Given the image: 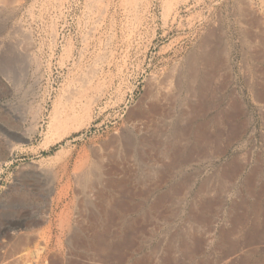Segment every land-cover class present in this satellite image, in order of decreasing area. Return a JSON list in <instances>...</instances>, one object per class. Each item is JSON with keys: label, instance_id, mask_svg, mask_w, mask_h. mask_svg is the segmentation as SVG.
I'll return each instance as SVG.
<instances>
[{"label": "rangeland", "instance_id": "374dc122", "mask_svg": "<svg viewBox=\"0 0 264 264\" xmlns=\"http://www.w3.org/2000/svg\"><path fill=\"white\" fill-rule=\"evenodd\" d=\"M247 2L0 0V264H264V1ZM72 147L113 156L119 183L92 190L88 167L69 185Z\"/></svg>", "mask_w": 264, "mask_h": 264}, {"label": "bare ground", "instance_id": "6f19581e", "mask_svg": "<svg viewBox=\"0 0 264 264\" xmlns=\"http://www.w3.org/2000/svg\"><path fill=\"white\" fill-rule=\"evenodd\" d=\"M248 2V4L250 3V5H251V3L253 2V0H247ZM264 1V0H263ZM9 2V1H8ZM242 3H244V2H242ZM246 3V2H245ZM254 3V2H253ZM253 3H252V5H253ZM263 3V2H262ZM261 3V4H262ZM239 5H240V3H239ZM251 5V6H252ZM260 5V4H259ZM242 6V5H241ZM244 6V5H243ZM245 6H247V5H245ZM254 6H255V4H254ZM249 7V6H248ZM234 8V7H233ZM239 8V7H238ZM246 9H247V7H245ZM254 8V7H253ZM236 9V8H235ZM239 10V9H238ZM242 10V9H241ZM252 10V9H251ZM261 10V9H260ZM240 11V10H239ZM243 11H245V10H243ZM249 11V10H248ZM258 12V11H257ZM240 13V12H239ZM246 14V13H245ZM250 14V13H249ZM260 14V13H259ZM258 15V14H257ZM256 15V16H257ZM263 15V14H262ZM245 16V15H244ZM254 16V15H253ZM242 17V16H241ZM249 18V17H248ZM252 18V17H251ZM254 18V17H253ZM256 18V17H255ZM261 18V17H260ZM260 18H258V19H260ZM243 19V18H242ZM244 21V20H243ZM252 21H253V19H252ZM246 22V21H245ZM257 22V24L259 23L258 21H256ZM264 23V22H263ZM249 24V23H248ZM250 24H251V21H250ZM249 24V25H250ZM261 27V26H260ZM101 45V44H100ZM257 47V46H256ZM15 52V51H14ZM193 63V62H192ZM191 64V63H190ZM191 73H192V70H191ZM188 75V74H187ZM198 75V74H197ZM191 76H193V74L191 75ZM195 77V76H194ZM187 79H188V77H187ZM192 79H194V78H192ZM87 80V79H86ZM191 81V80H190ZM203 84V83H202ZM188 86H187V88H192V84L190 83H188L187 84ZM204 85V84H203ZM205 86V85H204ZM203 86V87H204ZM162 88V87H161ZM160 88V90L162 91V89ZM196 88V87H195ZM202 88V87H201ZM206 88V87H205ZM149 89V88H148ZM192 90V89H191ZM198 90V89H197ZM196 90V92H198ZM151 91H152V89H151ZM164 91H166V90H164ZM191 93H192V91H190ZM194 92H195V90H194ZM150 95V94H149ZM157 95V94H156ZM192 95H193V93H192ZM159 96V95H158ZM169 96V95H168ZM172 97V96H171ZM69 98V97H68ZM152 99H153V96H152ZM161 100V99H160ZM158 103V102H157ZM149 104H151V103H149ZM148 104V105H149ZM155 105H157V104H155ZM72 106H73V103H72ZM78 106V105H77ZM89 106V105H88ZM153 106V105H152ZM155 107V106H154ZM157 107H158V105H157ZM190 107V106H189ZM146 108V107H145ZM78 109H80V108H76V107H71L70 106V109L66 112V114H65V121L66 122H68V121H70V120H75L77 117H78ZM155 109V108H154ZM150 112H152V110H149ZM143 112V111H142ZM145 113V112H144ZM153 113V112H152ZM172 113V112H171ZM146 114V113H145ZM147 115V114H146ZM138 121V120H137ZM136 121V123H140V122H142V121H138L137 122ZM146 121V120H145ZM138 123V124H139ZM179 123V122H178ZM177 123V124H178ZM141 124V123H140ZM149 124V123H148ZM142 126V125H141ZM141 126H137V128H141ZM146 126H148V125H146ZM144 127H145V124H144ZM140 128H139V130H140ZM31 129V128H30ZM175 129V128H174ZM136 132V131H135ZM37 133V129L36 130H33V132H32V134H30V133H27V132H21V131H19V129L18 128H15V129H12V130H9V132H8V137L11 139V138H18V139H21V140H26V139H30V136H33L34 134H36ZM134 134V133H133ZM149 134V133H148ZM181 134V133H180ZM139 135V134H138ZM147 136V135H146ZM152 136V135H151ZM174 136H176V135H174ZM136 137V136H135ZM142 137V136H141ZM138 138H139V136H138ZM154 138V137H153ZM182 138V137H181ZM183 139V138H182ZM162 140V139H161ZM10 143L11 142V140H8L7 141V143ZM152 142V141H151ZM2 143V142H1ZM13 144V143H12ZM11 145V144H10ZM9 145V146H10ZM152 145L153 144H150V143H148L147 142V140H145V138H141V139H135L133 136H131V133H130V135H128V136H126V138H125V141H124V144H123V146L126 148V153L128 154V155H131L132 154V157H135L136 155L135 154H137L138 155V153H140L141 152V154L140 155H142L144 158H147V160L150 158V154H151V152L153 151L152 150ZM94 151V150H93ZM178 151V150H177ZM182 151H180V153H181ZM93 153V152H92ZM154 154V153H153ZM91 155H93L94 157L91 159V157H90V153H88V151H84V152H81L80 154H77L76 155V153H75V149L72 147L70 150H69V152H68V156H67V158L64 160V162L59 166V168L57 169V173H59L60 174V176L62 177V178H66L67 179V183L69 184V182H70V180L71 179H73L75 182H77V184L78 183H80L82 180H85L86 178V172H87V168L88 169H91V171H93L94 173H92V176H94V181L93 180H91L92 178L90 177L89 178V180H91V185H92V182H94L93 183V185L91 186L92 187V190H93V188H97L98 187V185L99 184H105V182L107 183V184H109V183H111L112 185H114V186H116L118 183H119V180H120V178L118 179L117 178V176L119 175V172H120V170L122 169H124V168H120V163L118 162V161H116L115 159H113V156H111L110 154H108V153H106V152H100L99 151V153L98 152H94V154H91ZM134 155V156H133ZM123 157V156H122ZM130 158V156H127V158ZM138 157H139V155H138ZM128 158V159H129ZM135 158H137V156L135 157ZM142 159V160H145V159ZM120 161V160H119ZM145 162H146V160H145ZM150 165V164H149ZM125 166V165H124ZM130 166V165H129ZM132 166V165H131ZM126 167H128V166H126ZM150 167V166H149ZM127 169V168H126ZM129 169V168H128ZM133 169H135V168H133ZM121 170V171H122ZM90 171V170H89ZM131 173V172H130ZM120 174H121V172H120ZM90 175H91V173H90ZM127 175V174H126ZM125 175V176H126ZM119 176H121V175H119ZM133 176V175H132ZM123 177H124V175H123ZM131 177V176H130ZM65 179V180H66ZM106 181H105V180ZM64 180V179H63ZM73 180H71V181H73ZM105 181V182H104ZM90 182V181H89ZM88 182V183H89ZM133 182V181H132ZM83 183V182H82ZM122 183V182H121ZM90 184V183H89ZM110 184V185H111ZM125 184V183H124ZM70 185V184H69ZM68 185V186H69ZM110 185H108V186H110ZM111 185V186H112ZM67 186V187H68ZM70 187V186H69ZM68 187V188H69ZM89 187H90V185H89ZM122 187V186H121ZM87 188V187H86ZM115 188V187H114ZM87 189H89V188H87ZM65 190V189H64ZM96 191V190H95ZM91 192V191H90ZM102 193V192H101ZM106 193V192H105ZM112 193V192H111ZM99 194V193H98ZM107 195V194H106ZM103 196V195H102ZM82 198V197H81ZM102 199V198H101ZM103 199H104V197H103ZM102 199V200H103ZM105 201V200H104ZM107 201V200H106ZM101 203V202H100ZM18 234V232H16V233H14L13 235H11L10 236V238H9V241L10 240H13L14 239V237H16V235ZM16 239V238H15ZM14 241H16V240H14ZM19 241V240H18ZM18 241H16V242H18ZM22 241V240H21ZM11 257V256H10ZM13 260V259H12ZM16 260V259H15ZM14 261V260H13Z\"/></svg>", "mask_w": 264, "mask_h": 264}]
</instances>
